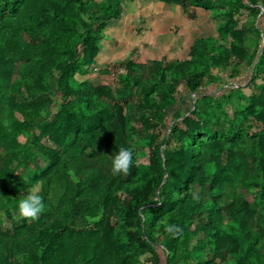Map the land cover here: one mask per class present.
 I'll return each instance as SVG.
<instances>
[{
	"label": "trees",
	"instance_id": "trees-1",
	"mask_svg": "<svg viewBox=\"0 0 264 264\" xmlns=\"http://www.w3.org/2000/svg\"><path fill=\"white\" fill-rule=\"evenodd\" d=\"M123 1L0 0V264H264V0H232L253 17L243 23L239 8L213 0H145L180 5L191 19L190 7L212 8L227 24L181 58V26L140 28L119 80L94 84L98 42ZM219 80L233 81L237 116L258 127L254 163L236 157L241 131L220 119L232 92L201 91ZM180 84L196 97L168 121ZM131 144L147 163L113 175L112 158ZM37 184L44 212L15 220Z\"/></svg>",
	"mask_w": 264,
	"mask_h": 264
},
{
	"label": "rangeland",
	"instance_id": "rangeland-1",
	"mask_svg": "<svg viewBox=\"0 0 264 264\" xmlns=\"http://www.w3.org/2000/svg\"><path fill=\"white\" fill-rule=\"evenodd\" d=\"M213 1L214 8L218 10L239 8L233 5L232 0ZM122 6L123 16L107 26L105 30V39L98 42L99 51L95 58V66L91 69L90 76V80L94 84H100L106 81L116 83L119 80L120 63L137 41L136 30L140 28L150 29L154 34L158 35L169 32L173 28H180L181 26V29H177L179 37L177 48L173 53L174 58H181L187 54L195 39L217 35L227 24V18L223 14L217 15L213 12L212 8L205 9V7L192 6L190 7V12L191 15H195L196 18L193 21H186L189 15L186 14V16L179 7L173 4H152L145 0H125ZM239 9L241 14L236 15L235 20H237L238 23H243L245 20L251 22L253 17L249 15V11L245 8ZM258 21L259 24L262 25L264 23V17L260 16ZM103 69L110 70L111 74L102 75L98 72V70ZM246 76L247 72L243 71L242 78L239 79L240 83L246 81ZM49 86L55 94V100L57 102L59 100V91L53 78L49 79ZM201 91L209 93L214 97L216 94L222 95L232 92L230 95L226 96L230 97V99L224 104L226 112L221 115L220 119L224 123L225 128L230 122H234L235 126H238L237 130L241 131L239 139L234 144L236 157L254 163L250 154V149L256 148L257 146V136L255 133L258 131V127L252 126L249 128V124H253L254 122L252 120H250V122H245L240 116H237L239 114L238 106L242 100L237 97L239 91H236V85L233 84L232 80L228 81V83L219 80L218 83H207L206 87L202 88ZM241 92L245 95L251 94L250 90L246 87H243ZM194 97H196V95L190 94V92L184 88L183 84L178 85L174 93V104L168 109V121L172 119V115L175 111H177L180 116H184L188 113L193 105ZM124 112L128 116L137 115V111H135L134 108H126ZM239 127L241 129H239ZM154 131L160 134L159 141H161L166 134V129L162 127H157ZM42 141L43 143H50L44 139ZM129 149L133 152L135 164L147 163V153L141 145L131 144ZM224 155L225 154H223V156ZM90 164H92V162H88L89 166ZM34 188L41 189V186L37 184L31 187L29 192ZM231 191V186L226 185L224 189L225 194H229ZM257 192L258 189H252L247 196L255 199ZM56 200L60 201V198L58 197ZM13 217L15 220L21 218L18 211L13 212ZM4 225L7 229L11 230V225L6 219H4ZM142 259H144V257H142Z\"/></svg>",
	"mask_w": 264,
	"mask_h": 264
},
{
	"label": "clouds",
	"instance_id": "clouds-1",
	"mask_svg": "<svg viewBox=\"0 0 264 264\" xmlns=\"http://www.w3.org/2000/svg\"><path fill=\"white\" fill-rule=\"evenodd\" d=\"M133 166V152L129 148L121 147L112 158L113 175H128ZM40 189H32L23 199L18 202V213L21 217L29 220H38L45 210L43 197L39 194ZM198 199V197H196ZM165 231L175 235L180 231L177 225L169 224Z\"/></svg>",
	"mask_w": 264,
	"mask_h": 264
},
{
	"label": "crops",
	"instance_id": "crops-1",
	"mask_svg": "<svg viewBox=\"0 0 264 264\" xmlns=\"http://www.w3.org/2000/svg\"><path fill=\"white\" fill-rule=\"evenodd\" d=\"M147 2H150V3H152V4H154L155 2H151V1H147ZM156 3H161V4H169V3H164V2H156ZM173 5H175V6H177V7H179L182 11H183V9L181 8V6L180 5H177V4H173ZM183 13H184V11H183ZM185 14V13H184ZM186 15V14H185ZM123 16V15H122ZM187 16V15H186ZM196 17H194L193 19H191L190 18V16H188L187 17V20L186 21H193L194 19H195ZM147 29V28H146ZM195 41V40H194ZM137 42V41H136ZM136 42H135V44H136ZM135 44L132 46V47H134L135 46ZM131 47V48H132Z\"/></svg>",
	"mask_w": 264,
	"mask_h": 264
}]
</instances>
